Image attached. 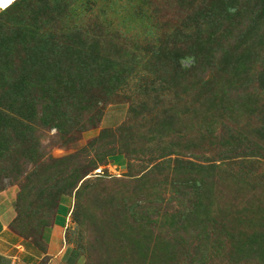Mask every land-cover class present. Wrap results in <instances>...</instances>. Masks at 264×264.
<instances>
[{
  "label": "rangeland",
  "instance_id": "obj_1",
  "mask_svg": "<svg viewBox=\"0 0 264 264\" xmlns=\"http://www.w3.org/2000/svg\"><path fill=\"white\" fill-rule=\"evenodd\" d=\"M4 9L0 193L16 234L64 203L74 264H245L242 248L264 249V0Z\"/></svg>",
  "mask_w": 264,
  "mask_h": 264
},
{
  "label": "crops",
  "instance_id": "obj_2",
  "mask_svg": "<svg viewBox=\"0 0 264 264\" xmlns=\"http://www.w3.org/2000/svg\"><path fill=\"white\" fill-rule=\"evenodd\" d=\"M4 197L0 193V264H69L74 260L66 238L67 218L57 214L35 236L23 237L9 226L14 211L12 201Z\"/></svg>",
  "mask_w": 264,
  "mask_h": 264
},
{
  "label": "trees",
  "instance_id": "obj_3",
  "mask_svg": "<svg viewBox=\"0 0 264 264\" xmlns=\"http://www.w3.org/2000/svg\"><path fill=\"white\" fill-rule=\"evenodd\" d=\"M24 1V0H15L14 2H12L10 5H8L7 7H3V8H0L1 10L2 9H6V11L10 10L11 8H14V10L18 9L21 5V2ZM258 7V6H257ZM256 7V8H257ZM4 9V10H5ZM255 8L252 7L249 11V13L253 12ZM18 15V12L15 11V15ZM17 17V16H16ZM1 27V26H0ZM3 30V28H1ZM214 52H218L217 50L214 51ZM212 58H210V60L208 61V67H213L214 64H216L217 62H219L220 60H224V58L221 56V57H218L216 58V56L212 55L211 56ZM240 57L237 58V60H234L235 58H232L230 60V66H232V70L233 72H235L237 75H240V74H244L247 69H246V66L244 65L245 61H244V57ZM235 69H234V67ZM192 71H194V68L192 67ZM192 71H189V72H192ZM242 71V72H241ZM197 71L194 72V75L192 74L191 78L194 79L197 75H196ZM119 75H122V69H119L117 70L115 73H114V76L115 77H118ZM252 80V79H251ZM202 82V79H199L198 81H194L192 82V89L193 90H196ZM253 82H256V85H257V88H259L260 91L264 92V73L263 74H259L258 76H256V78L254 79ZM163 157V156H161ZM160 157L156 158V159H159ZM155 159V158H154ZM155 159V160H156ZM120 162V157H115L114 158V163L116 164H119ZM198 198H196V202L197 204L200 203L198 202ZM70 212V208L68 205L64 204V203H60L58 204L57 208H56V212L53 216V222H54V217L58 215H62V219L65 220V218H67L68 214ZM182 212V210L180 211ZM52 222V223H53ZM47 226V225H45ZM43 226V227H45ZM42 227H40L38 230L36 228V231L33 232L32 234L28 235V236H23V237H30V236H35V234H37L40 230H41ZM71 253L73 254L74 256V260H70L69 264H74L76 259H77V252L76 250L74 249H71ZM264 256V249L260 247V245H254V244H251L245 248H242L241 251L239 252V257H240V260H243L245 264H251L253 262H255L256 259H259V258H262Z\"/></svg>",
  "mask_w": 264,
  "mask_h": 264
},
{
  "label": "snow or ice",
  "instance_id": "obj_4",
  "mask_svg": "<svg viewBox=\"0 0 264 264\" xmlns=\"http://www.w3.org/2000/svg\"><path fill=\"white\" fill-rule=\"evenodd\" d=\"M13 2V0H0V8L7 7Z\"/></svg>",
  "mask_w": 264,
  "mask_h": 264
}]
</instances>
